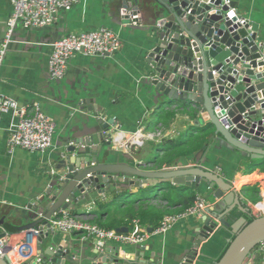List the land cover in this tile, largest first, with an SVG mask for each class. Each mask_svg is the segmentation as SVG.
I'll use <instances>...</instances> for the list:
<instances>
[{
    "label": "water",
    "instance_id": "1",
    "mask_svg": "<svg viewBox=\"0 0 264 264\" xmlns=\"http://www.w3.org/2000/svg\"><path fill=\"white\" fill-rule=\"evenodd\" d=\"M120 23L149 34L146 85L159 109L185 112L188 121L194 120L187 135L203 136L205 148L217 142L239 156L249 170L264 165V39L258 24L238 15L236 2L123 0ZM98 124L89 139L76 131L68 135L55 163L53 182L24 210L0 207V239L24 233L29 241L30 230L41 231L38 257H29L30 253L24 264L74 263L82 251L57 245L51 226L54 216L110 192L144 187L151 196L166 189L186 194L202 188L216 200L212 209L201 212L195 246L181 264H198V248L220 228L232 237L214 264H247L264 244V216L252 217L243 196L224 176L181 163L160 169L157 155L138 161L124 155L125 164L113 162L115 124L112 120ZM94 245L103 247L102 242ZM114 255L111 250L105 254L97 250L86 261L124 264ZM0 264L12 263L0 256Z\"/></svg>",
    "mask_w": 264,
    "mask_h": 264
},
{
    "label": "crops",
    "instance_id": "2",
    "mask_svg": "<svg viewBox=\"0 0 264 264\" xmlns=\"http://www.w3.org/2000/svg\"><path fill=\"white\" fill-rule=\"evenodd\" d=\"M122 1L81 0L72 11L60 13L56 24L51 27L30 30L20 24L16 27L0 69V94L14 100L21 108L39 106L53 121L55 134L52 148L45 153H31L20 148L10 152L8 139L12 120L9 115L3 116L0 127V207L21 211L36 196L44 193L53 182L55 163L59 152L67 145L68 135L76 131L89 139L93 128H100V120L104 123L112 120L115 124L111 127V131L115 132L112 150L116 153L113 162L125 164L127 158L124 155L134 156L136 161L153 158L154 155L161 157L172 145L187 139V128L193 125L194 120L188 121V115L178 108L159 109L156 106L146 85V55L150 37L145 31L121 25ZM228 1L237 3L240 17L259 25L264 39V0ZM13 10L12 0H0V48ZM103 28L113 30L120 37L121 49L114 57L102 59L77 55L69 61L62 80L51 78L49 59L55 41L71 34L95 32ZM163 112L174 115L172 122L167 124L159 120ZM136 135L143 141V146L125 149L124 145ZM241 161L239 156L214 142L193 155L177 159L170 167L181 163L184 167L217 171L243 196L252 217L263 216L253 211L252 207L264 202V165L249 170ZM163 168L168 166L160 167ZM252 188L258 192H253ZM143 190L147 191V188ZM170 190L173 192L165 193L169 201L161 203V207L171 210L164 217L185 211H181L183 195L205 201L209 209L216 203L213 198H208L211 192L207 194L202 188L181 195ZM245 191L247 195H243ZM131 192L135 194L138 189ZM113 193L99 196L84 207L68 212L96 225L95 219L105 213L100 203L111 198ZM150 196L147 193L143 195L144 198H153ZM260 207L264 209V204ZM200 221V215L186 217L167 233L151 236L142 246L104 242L103 247L99 248L94 245L99 242L96 239L57 231H54V241L64 250L73 247V250L82 251L72 264H90L86 259L97 250L104 254L111 250L124 264H181L195 246ZM145 229L148 231L152 228ZM24 235H9L11 245L23 242ZM231 237L228 230L220 228L198 248L196 263L214 264ZM48 245L45 251H48ZM31 246L32 255L38 257L37 239ZM79 259L80 262H77ZM38 264H43V261L40 260ZM247 264H264V244L253 251Z\"/></svg>",
    "mask_w": 264,
    "mask_h": 264
},
{
    "label": "built area",
    "instance_id": "3",
    "mask_svg": "<svg viewBox=\"0 0 264 264\" xmlns=\"http://www.w3.org/2000/svg\"><path fill=\"white\" fill-rule=\"evenodd\" d=\"M81 0H12L13 13L7 23V33L0 48V69L5 52L12 40L16 27L20 24L24 29H45L56 24L60 13L72 11ZM121 49L119 35L111 29H100L95 32H85L65 36L52 44L49 59V73L52 79L62 80L68 70L69 61L77 56L97 57L102 59L114 57ZM11 117L8 147L10 152L20 148L31 153H45L52 148L55 125L39 106L33 109L21 108L14 100L0 94V127L3 116ZM124 145L127 150L143 146V141L137 137ZM252 207L258 214H264L260 206ZM207 209L205 201L196 203L177 215L164 217L159 227L148 232L139 221L133 222V227L127 233L101 228L89 221L80 220L68 211L56 214L51 220L53 231L64 234L78 233L99 242H116L134 246H142L151 236L167 233L178 221L200 215ZM264 216V215H263ZM260 217V216H259ZM29 241L24 235L23 242L11 245L9 235L0 239V256L8 258L12 264H24L33 256L32 244L41 234L40 230L29 231ZM27 245L28 247H25ZM7 248H10L7 251ZM31 255L28 257V255Z\"/></svg>",
    "mask_w": 264,
    "mask_h": 264
},
{
    "label": "trees",
    "instance_id": "4",
    "mask_svg": "<svg viewBox=\"0 0 264 264\" xmlns=\"http://www.w3.org/2000/svg\"><path fill=\"white\" fill-rule=\"evenodd\" d=\"M173 118L174 115L171 113L163 112L159 115V120L165 121L167 124L172 122ZM206 143L204 137L201 135H187L186 140L172 145L161 157L157 156L158 165L159 167L165 165L170 167L177 159L195 154ZM252 191L255 193L258 192L256 188H252ZM166 192L170 194L173 191L166 189L154 196H150L153 198H144L143 195H146V191L144 190H138L137 193L133 194L129 190L122 189L113 193L107 201L100 203V208L105 213L95 219L94 222L101 228L111 230L121 229L122 227L131 229L133 222L137 220L142 227H149L155 230L163 217L171 213L168 207H161L162 202L169 201L165 195ZM179 195L181 194L179 193ZM182 197L181 205L183 209L181 211L192 207L197 201L195 196L188 197L183 195ZM169 204L171 205V203ZM248 221L250 222L251 219Z\"/></svg>",
    "mask_w": 264,
    "mask_h": 264
}]
</instances>
